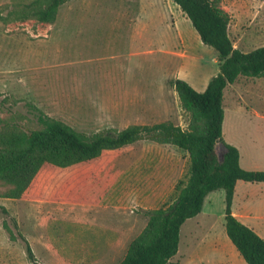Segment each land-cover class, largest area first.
I'll return each mask as SVG.
<instances>
[{
	"label": "rangeland",
	"instance_id": "obj_1",
	"mask_svg": "<svg viewBox=\"0 0 264 264\" xmlns=\"http://www.w3.org/2000/svg\"><path fill=\"white\" fill-rule=\"evenodd\" d=\"M24 1L0 0V117L25 127L39 109L88 133L164 120L186 127L173 81L204 90L220 72L218 52L174 0H69L53 23L10 20ZM221 7L236 47L264 45V0H221ZM224 106V139L240 149L244 166L264 169V77H238ZM189 166L188 152L151 140L68 167L45 164L21 198L0 196V264H118L147 225L146 211L177 198ZM253 192L263 212L264 193ZM221 206L219 199L212 214L184 222L173 261L248 264L212 245L229 238Z\"/></svg>",
	"mask_w": 264,
	"mask_h": 264
},
{
	"label": "trees",
	"instance_id": "obj_2",
	"mask_svg": "<svg viewBox=\"0 0 264 264\" xmlns=\"http://www.w3.org/2000/svg\"><path fill=\"white\" fill-rule=\"evenodd\" d=\"M67 1L19 2L7 16L10 20L53 23ZM174 1L190 18L202 41L216 49L220 61V72L204 90H197L184 79L173 81L189 115L187 126L164 120L88 133L41 109L32 127L23 126L12 116L0 117V181L5 187L0 196L21 198L45 164L68 167L140 140L174 144L189 154L188 179L172 204L146 211L147 225L118 264H179L172 258L179 250L182 225L202 212L207 196L218 189L226 193L228 236L248 264H264V238L232 212L238 180L264 182V169L244 168L239 148L223 136L225 89L240 76L264 77V45L249 51L235 46L229 29L231 15L221 7V0ZM221 144L223 152L219 150ZM23 239L29 259L34 261L32 246L25 236Z\"/></svg>",
	"mask_w": 264,
	"mask_h": 264
},
{
	"label": "crops",
	"instance_id": "obj_3",
	"mask_svg": "<svg viewBox=\"0 0 264 264\" xmlns=\"http://www.w3.org/2000/svg\"><path fill=\"white\" fill-rule=\"evenodd\" d=\"M250 158L253 159V157ZM240 162L241 165L246 169H262L261 167L257 168L253 166H244L242 154L240 157ZM258 188H260L261 192L264 193V182H249L241 179L238 180L232 203V212L239 220L252 227L259 235L264 238V226H261L264 224V202H262V212V210H259L260 206L256 205L258 198L254 201L252 197L253 195L256 196L257 193H254L253 191ZM225 194V190L221 191L220 189L211 192L205 200L202 212H204L205 214H212L216 208V202L218 203V200L220 199L222 206L219 216L221 218H224L226 207ZM202 212H200L199 214H201ZM217 239L218 238H216L212 245L218 248V252L223 253L225 256H231L233 258L236 257V259H238L239 261L242 260L240 259V256H242L241 253L232 242L230 237L228 238L225 235L223 239L221 237V240L219 242L217 241Z\"/></svg>",
	"mask_w": 264,
	"mask_h": 264
},
{
	"label": "water",
	"instance_id": "obj_4",
	"mask_svg": "<svg viewBox=\"0 0 264 264\" xmlns=\"http://www.w3.org/2000/svg\"><path fill=\"white\" fill-rule=\"evenodd\" d=\"M221 159H223V156H221Z\"/></svg>",
	"mask_w": 264,
	"mask_h": 264
}]
</instances>
